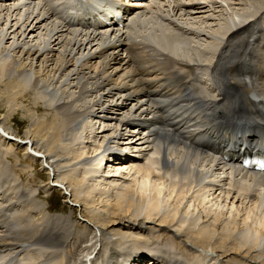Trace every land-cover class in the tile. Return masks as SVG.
<instances>
[{
  "label": "bare ground",
  "instance_id": "1",
  "mask_svg": "<svg viewBox=\"0 0 264 264\" xmlns=\"http://www.w3.org/2000/svg\"><path fill=\"white\" fill-rule=\"evenodd\" d=\"M78 1L73 13L62 16L42 0H0V99L9 105V113L0 115V146L17 137L28 158L46 170L48 181L37 189L62 190L71 201L79 183L77 166L89 164L82 174V201L93 204L86 220L95 242L83 264H92L100 231L112 244L104 264H185L173 252H163L168 248L129 251L119 260L120 235L147 228L167 231L173 243L184 244L186 251L200 249L220 264L225 253L264 264V176L244 172L213 153L227 143L238 150L246 142L264 149V0H243L254 11L246 9L248 20L219 44L218 34L181 23L187 17L211 27L209 21L218 20L216 12L223 9L216 8L217 1L210 7L169 0L168 9L155 1L138 8L126 26L105 29L94 28L74 12L81 10ZM150 21L148 33H136L146 40L135 39L129 29L140 32L138 25ZM225 28L221 32L227 33ZM191 35L197 38L193 49L210 57L202 59L188 49ZM200 67L208 70L212 86L193 85ZM38 98L51 109L50 118L38 116ZM26 99L34 104L16 109V100ZM17 111L28 122L23 138L5 126ZM205 135L218 139L217 145L206 147ZM95 152L105 154L90 169ZM101 160L104 165L118 162L127 173L111 170L107 180L98 181L104 170L98 169ZM8 166L0 156V264H23L20 255L28 259L40 246L68 247L71 234L64 227L38 226L46 211L35 199L40 190L32 194L18 185L9 192L1 179ZM134 173L138 176L132 177ZM111 188L116 191L110 197L88 198ZM211 196L230 199L231 213L214 216L204 210L201 204ZM80 201L75 206L82 207ZM34 212L37 217L32 218Z\"/></svg>",
  "mask_w": 264,
  "mask_h": 264
},
{
  "label": "rangeland",
  "instance_id": "2",
  "mask_svg": "<svg viewBox=\"0 0 264 264\" xmlns=\"http://www.w3.org/2000/svg\"><path fill=\"white\" fill-rule=\"evenodd\" d=\"M158 1L160 2V5H163L162 7H164V9L165 8L168 9V5L170 4L169 0H158ZM170 1H176V0H170ZM177 1H180V0H177ZM195 1L196 2H206L209 4L208 6H210V7H213V5H211V4H213V1H217V3L215 4L216 8L217 9L223 8V9H220V11L216 12V14L218 13L221 16L220 17L216 16V18H218V20L213 19V20L209 21L210 23L212 21L211 27H207L204 23H202L201 26H199L200 21L196 22L194 20H188L187 17H184L185 19H183L182 22L181 21L180 22L184 23L189 28L192 27L191 29L202 28L206 32L210 33L211 35L212 34L213 35L218 34L216 36V37H218V40H217L218 43L217 44H219L220 42H223V41H220V38L222 37L223 34H226V33H224V31L221 32L220 29H226L225 27H228L227 30H229L230 27L231 28L236 27L240 21L248 20L246 17H244V11L246 9L253 10V6H251V4L248 2H244L243 0H242V3H243L242 5L239 4V3H241V1L239 2V0H238V2H233L234 0H195ZM11 3H12V1L10 2V4ZM155 5L157 6L159 4H157V2H156ZM243 5L245 8L244 7L242 8ZM249 5H250V7H249ZM221 10L222 11L224 10L223 11L224 14L222 13ZM261 10H262V8H261ZM261 10H260V14L262 13ZM205 16L208 17L210 15L205 14ZM220 18H221V20H220ZM222 22L224 23V26H223ZM226 22H227V24H226ZM147 24L143 25V26L138 25V30H140V32L139 31L137 32V30H134V29H129V31L131 32V34L137 33L138 35H140V33H145V32L148 33V31L153 27V22L150 21ZM239 24H242V22ZM231 25H233V26H231ZM194 39L197 40V38H195L193 35H191V38H189V40L186 38V41L188 44L187 45L188 49H189V46H191L192 48L190 47V50H192V52H197V54H199V56H201L202 59H205L206 57H210V55L208 53L201 52L199 49H193L195 47L194 46L195 42L193 41ZM211 39H209V40H211ZM199 40L201 43L205 44V41L203 39H199ZM216 47H218V45ZM203 67L206 68V66H203ZM33 101H34V99H26L24 101H21L18 104V100H16V105H17L16 109H19L21 107L23 108V106H25V104H29V103L34 104ZM38 103L42 106L41 107L42 110L40 109L38 111L39 112L38 116L47 114V118H50V115L52 114V112L50 111L51 109L46 107L45 101L41 102V98H38ZM8 106L9 105L7 104V102L0 99V113H2L0 115H5V114L9 113V107ZM49 111H50V113L48 114ZM52 122H53V120L51 121V123ZM27 125H28V122L23 119L22 114H18V111L14 115H11V118H10V116H8V121L5 123V126H8L10 128V130H12V128H13L16 135L20 136L22 138L26 137L24 130L27 127ZM97 126H99V125H97ZM15 138L16 139H11L8 144L0 146V156L4 157V161L7 164H9V166H8L9 170L7 171V174L5 176H3L1 179L4 182L5 186L9 189V192L12 191V189H17V187L19 185L22 188H25L26 191L32 190L33 191L32 194L33 193L37 194L38 190H40V189H37L40 186V184L46 183V181H48V176H47L46 170L43 169V164H41L40 161L38 162L36 160H30V158H28V156H27L28 149H26L24 145L19 146L18 145V138L17 137H15ZM19 139L21 140V138H19ZM7 152H8V156L10 155V157L6 156ZM131 152H133V151H131ZM102 154L104 155L105 153L104 152H98V154H97V152H95V154L92 155L91 159L93 158V160H92L93 163H92V165H90V169H91V167H93V165L97 161H100V159H102V157H103ZM99 155H101L102 157H100ZM97 159H99V160H97ZM101 162H102V160H101ZM101 162H100V166H98V169H100V170L104 169V170L102 171L103 173L98 174V177H97L98 181H99V179L100 180L101 179L107 180V177L111 173V170H112V173L115 172L116 170L118 171V173H120L119 172L120 170L126 171V173H127V169L123 168V166L119 165L118 162H106L105 165H104V160L102 163ZM88 165L89 164H82V165L77 166L78 172L76 175V179L79 181V183L78 184L76 183V185H74L75 186V189H74L75 195L71 197L73 199V201L65 198L64 195L62 194L63 191L58 190L56 188H54L53 190L48 191V192H43L42 190H40V193L35 198L37 201L41 200L44 203V206L46 208V211L40 216V218L44 220L43 222H41L38 225L39 227L42 226L40 229L43 230L45 228H47V229L53 228V225H56L57 228L64 227V229H66V231L70 232V234H71V238L69 240L68 247H64L61 245L40 246V249H42L41 250L42 252L40 250H38V251H36V253H34L32 255H27L28 257L30 256V258H28V259H23V257L25 256L24 254L20 255L19 261L22 260L21 262L23 264L28 262V261H31V264H83L84 255L86 254V252H88L92 248L93 243L95 242L94 233L92 231V228L89 227L90 223L88 222V220H86V218H90L89 208H87V207L89 205L91 206L93 204L92 203H86V202L82 201V196H83V191H84L83 189L86 186L85 185L86 180L84 181L82 179V174ZM62 170H63L64 174L69 173V170L66 172L64 169H62ZM122 174H119V176H117V177H121ZM135 175L138 176L137 173H134V174H132V177ZM88 176H90V172L88 173ZM132 180H133V178L130 179L129 182L130 181L132 182ZM98 181H93L92 179H90L89 183H91V184L95 183L98 188L99 187L103 188V186H102L103 184L101 186L98 185V183H99ZM104 186H105V184H104ZM115 191L116 190L112 191V188H111L110 193H108V194H102L100 192L98 195H89L90 197L88 196V198L89 199L94 198L95 202H96L97 199H104V198L112 196L113 192H115ZM218 193L219 192L215 193L214 195L217 196ZM215 196H214V199H212L213 196H211L210 200L208 202L206 201L204 204H201V205H205V206H202L204 208V210H206V209L210 210L214 216L217 213H219V211L220 212L222 211L225 215H229L228 213H231L230 211H232L231 210L232 209L231 203L229 202L230 199L222 198V200L221 199L219 200V198H216ZM79 200H81L80 202L82 203V207L75 206L76 202H74V201H79ZM244 203H241V205ZM31 217L32 218L37 217V214L35 212L31 213ZM50 217L53 220L49 221ZM147 230L146 231H141V230L129 231L130 233L128 234L129 235L128 237H127V235H120V237H122L123 240L119 243V246L122 245V247L121 246L119 247L120 248V253L118 256L119 260L120 259L123 260L124 259L123 257H125V254L127 255V253L129 255L130 254L129 251H131V254L134 252H137V253L138 252H147L148 253L149 251L155 250L158 252V249L162 250L164 248H168L170 250L165 249V250H163V252L165 251L166 253H169V251H170L169 254H171V252H173L177 256V259H179L180 261H182L185 264L186 263L189 264V262H191L193 260H195V263H198V264H205V263L206 264H220L219 262H216L210 258H205V256H203L204 252L202 250L199 251L198 249L197 250L192 249V251H186V249L184 248V244H181L179 242L176 243V241L174 242L176 244L175 245L173 243L174 239L171 238L170 234L167 231H159V233L157 231V233H156L155 231H153V232L149 231V228H147ZM131 233H133V234L131 235ZM107 236L108 235H105L101 231L97 232L96 239H97L98 249H96V252L94 253V258L92 259L93 260L92 264H102V263L104 264V260L110 254L109 249H110L112 244L110 242V237L109 236L107 237ZM123 244H125V245H123ZM99 248H100V251H98ZM179 252H181V253H179ZM235 255H236V253L222 254V256H224L225 258L222 259L221 264H226V262L228 264H253L251 262L249 263L248 261L246 262L245 260H243V258L236 257ZM189 260H191V261H189ZM106 261H107V259H106ZM106 261H105V264H106Z\"/></svg>",
  "mask_w": 264,
  "mask_h": 264
}]
</instances>
